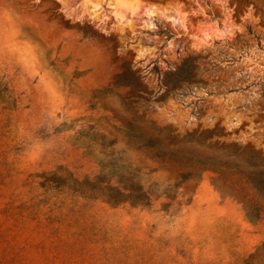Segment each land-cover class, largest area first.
<instances>
[{
  "label": "rangeland",
  "instance_id": "1",
  "mask_svg": "<svg viewBox=\"0 0 264 264\" xmlns=\"http://www.w3.org/2000/svg\"><path fill=\"white\" fill-rule=\"evenodd\" d=\"M245 177L264 0H0V264H264Z\"/></svg>",
  "mask_w": 264,
  "mask_h": 264
},
{
  "label": "trees",
  "instance_id": "2",
  "mask_svg": "<svg viewBox=\"0 0 264 264\" xmlns=\"http://www.w3.org/2000/svg\"><path fill=\"white\" fill-rule=\"evenodd\" d=\"M251 167L256 168L255 165H252ZM237 187L239 188L236 195L240 196L246 205H250L252 208L254 207V209L259 212L255 219L259 218L262 208L258 205V202L260 199L264 200V180L255 181L254 178L245 177L242 178Z\"/></svg>",
  "mask_w": 264,
  "mask_h": 264
}]
</instances>
